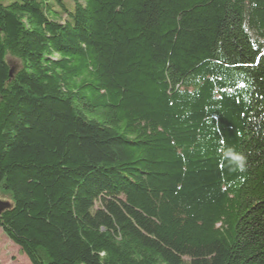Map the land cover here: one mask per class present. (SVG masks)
<instances>
[{"label": "trees", "instance_id": "trees-1", "mask_svg": "<svg viewBox=\"0 0 264 264\" xmlns=\"http://www.w3.org/2000/svg\"><path fill=\"white\" fill-rule=\"evenodd\" d=\"M0 192L29 264H264V0L0 2Z\"/></svg>", "mask_w": 264, "mask_h": 264}, {"label": "rangeland", "instance_id": "rangeland-1", "mask_svg": "<svg viewBox=\"0 0 264 264\" xmlns=\"http://www.w3.org/2000/svg\"><path fill=\"white\" fill-rule=\"evenodd\" d=\"M15 0H0L4 4L11 3ZM10 196L0 192V203H10ZM0 264H29L25 254L15 245L0 228Z\"/></svg>", "mask_w": 264, "mask_h": 264}]
</instances>
